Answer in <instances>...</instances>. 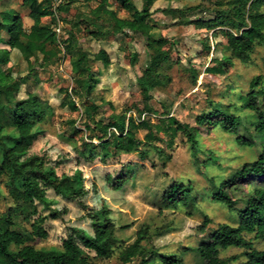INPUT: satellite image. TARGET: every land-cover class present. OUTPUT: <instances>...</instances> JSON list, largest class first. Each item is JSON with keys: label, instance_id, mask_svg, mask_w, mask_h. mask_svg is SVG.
<instances>
[{"label": "trees", "instance_id": "obj_1", "mask_svg": "<svg viewBox=\"0 0 264 264\" xmlns=\"http://www.w3.org/2000/svg\"><path fill=\"white\" fill-rule=\"evenodd\" d=\"M141 1L142 9L138 10L132 0H114L121 11L131 13L132 17L127 18L120 17L117 11L111 9V0H60L57 6L54 1L45 0L44 7H35L37 0H24L23 5L32 6L29 16L33 25L29 31L24 29L22 14L14 11L4 13L0 33L6 32L9 39L4 41L0 36V44L6 43L8 47L0 48V196L1 185L4 184L14 205L0 214V264H98L90 261L85 251L94 252L101 259L111 256L117 240L114 237L115 225L109 216L110 210L106 206L90 208L84 202L91 195V189H97L96 184L86 188L84 175L78 170L72 175L59 173L58 168L62 162L51 158L47 149L33 152V148L45 135L42 125L47 121L50 107L38 95L31 93L25 100L16 101L14 94L19 91L25 78L14 75L18 71L16 67L12 66L8 70L4 67L11 63L13 50L18 51L27 61L28 77H34L35 80L38 79V64L32 63L31 58L36 54L43 56L40 69L58 62H69L73 86L71 92L61 86L60 92L65 98L74 94L80 101L95 108L88 101V96L95 88L94 72L90 66L91 58L81 46L82 40L90 37L97 42L114 41L122 35L131 42L139 34L146 39V47L151 53L150 66L138 80L142 93L147 96L152 90L165 85L167 72L181 63L175 40L154 38L152 35L154 26L148 20L156 0ZM82 3L91 5L88 12L81 13L78 10L76 5ZM212 3L215 18L196 20L194 23L207 31H213L214 41L219 38L221 40L216 49L222 52V57L213 58L204 71V74L216 79L234 61L249 62L256 45L264 42V0H212ZM55 13L59 14V20ZM46 18H52L54 23L42 24ZM59 23L65 27L66 38L63 41L56 32ZM207 49L209 56V42ZM132 59H137L136 53ZM95 60L105 66L111 65L105 50H100L95 55ZM190 71L194 81L202 75L199 66L192 65ZM261 81V76L252 80L251 90L240 96V108L234 104L214 103L209 113L196 119V133L204 126H213L232 136L244 131V135L237 136V144L240 147L261 148L255 161L236 169L231 178L213 192L215 201L224 203L231 212L238 214L239 226L219 225L208 240L200 243L196 251L204 264H264V247L262 250L255 249L253 242L245 236L254 234L255 240L264 242V88L260 87ZM71 107L77 109L74 104ZM240 109L251 112L254 120H247L233 111ZM90 122L86 125V130H98L101 133L98 139L102 148L100 159L104 163L120 151H137L144 157L149 150H140L141 145L164 154L163 150L157 148L155 140L163 139L169 132L172 135L178 132L185 135L195 157L200 151L197 135L192 128L173 118L165 119L161 125L156 126V134L147 124H138L133 118L126 120L124 115L113 116L107 125L94 120ZM114 129L118 134L115 132L110 135ZM141 129L149 130L144 142L135 138V132ZM111 147L113 151H110ZM89 157V161H92L98 156L90 154ZM132 173L130 164H126L121 175H108L106 182L114 190H120L122 182L131 177ZM226 188L233 191L229 192ZM233 192L241 193L242 197L235 198ZM50 193L53 194L52 197L49 196ZM56 198L78 203L86 209L90 230L70 228V233L62 240L61 249H37L31 243L48 238L47 222L63 219L68 212L67 208H59ZM162 199L169 208H176L181 204L191 209L196 202L192 186L177 182L164 192ZM239 203H243V206L237 207ZM210 223L211 219L205 216L198 230L204 233ZM149 232L147 226L138 230L135 242L121 253L123 263H130L139 257L140 264H149L159 257L168 264H183L175 257H164L156 249L148 250L142 246L141 243ZM232 247L244 249L247 260L234 263L236 258L220 257L221 250Z\"/></svg>", "mask_w": 264, "mask_h": 264}, {"label": "rangeland", "instance_id": "obj_2", "mask_svg": "<svg viewBox=\"0 0 264 264\" xmlns=\"http://www.w3.org/2000/svg\"><path fill=\"white\" fill-rule=\"evenodd\" d=\"M45 0H37L35 7H44ZM55 6L60 0H52ZM24 0H0V22L4 13L14 11L23 15L24 29L29 31L33 21L29 14L31 4L23 5ZM113 7L120 17H132L131 13L120 10L118 4L111 0ZM138 10L142 9L141 0H132ZM78 10L88 12L90 4L76 5ZM212 0H156L152 7V15L148 22L154 26V38H171L175 40L177 52L180 54V65H174L168 72V78L162 87H158L146 96L142 93L138 80L150 66L151 53L146 47V39L141 35L134 36L128 42L124 36H118L114 41L97 42L90 37L82 40L81 46L91 58V68L94 72L95 88L88 101L95 108L80 101L72 94L66 97L60 92L61 86L71 92L73 86L72 69L69 62H58L55 65L40 69L42 55L36 54L31 58L37 63L38 79L29 76L28 63L18 51L11 53V63L5 66L16 67L15 76L22 80L15 100H25L28 94H36L50 107L47 121L42 125L45 135L33 148V152L47 149V154L56 162L61 161L59 173L72 175L76 170L84 175L86 188L96 184L97 189H91V195L84 202L92 208L105 207L110 211V218L115 225L114 237L116 246L109 258L101 259L91 251H85L90 261L98 264H126L122 261L123 249L132 245L137 232L141 227H148L149 235L141 243L148 250L156 249L164 257H175L183 264H204L198 256L197 248L202 241L222 224L232 227L239 226V216L231 212L228 207L213 199V192L228 181L236 169L246 163L255 161L261 152L260 146L240 147L236 138L244 135L240 131L237 136L229 135L213 126H204L196 133V119L202 114L209 113L214 103L236 105L240 108V96L251 90V82L258 76L262 77L260 87L264 88V42L256 45L251 60L247 63L234 61L216 79L204 74L205 68L213 58H221L222 52L217 48L220 38L213 40V31H207L195 25L196 20H210L215 18ZM264 12V9H263ZM59 20V14L55 13ZM52 18L43 19L42 24L52 25ZM58 37L63 41L65 27L59 23L56 29ZM0 36L4 41L9 39L6 32ZM209 42L210 55L207 45ZM0 48H8L6 43ZM105 50L111 60V65L105 66L95 60V55ZM136 53L137 59L132 56ZM199 66L202 75L194 81L190 67ZM59 80V83H56ZM74 104L76 110L71 106ZM236 114L253 121V115L247 110H233ZM124 115L126 120L133 118L140 123L152 127L156 134V126L163 120L173 118L181 124L188 125L196 133L199 153L195 157L185 135L178 132L175 135L169 132L163 139H156L157 148L164 151L160 154L154 148L139 146L140 150H149L141 157L137 151H120L106 163L102 162V148L96 130L89 132L86 125L90 120L109 124L113 116ZM168 127V126H167ZM116 130H112L113 135ZM149 130L141 129L135 132L136 140L144 142ZM116 134H118L116 132ZM109 135V136H110ZM90 136H93L90 138ZM110 137H108L109 139ZM92 145L94 147H92ZM44 150V149H43ZM110 151H113L111 147ZM98 157L89 161V155ZM169 156V158L167 157ZM198 158V159H197ZM130 164L132 176L122 182L120 190H114L107 182L108 175L118 177ZM133 164V165H132ZM183 183L192 186V195L195 206L191 209L178 205L176 208L166 207L162 196L174 183ZM232 192L231 188H226ZM248 187H245V192ZM97 192V194L95 193ZM235 198L242 197L241 193L233 192ZM95 195L97 197H95ZM244 195V194H242ZM49 196H53L52 193ZM100 198V199H99ZM59 201V208H67L64 218L50 220L46 224L48 238L37 239L33 243L37 249H61L62 240L70 233V228L81 227L90 230V221L86 218V209L78 203ZM14 202L8 195L5 185H1L0 214L13 206ZM239 203L237 207H242ZM211 219L204 233L199 231L204 217ZM246 238L253 242L254 248L262 250L264 242L255 240L254 234H246ZM13 249H15L13 247ZM244 249L228 248L220 251L223 259H234V263L247 260ZM139 257L127 264H140ZM149 264H168L161 258H154ZM180 264V263H171Z\"/></svg>", "mask_w": 264, "mask_h": 264}]
</instances>
